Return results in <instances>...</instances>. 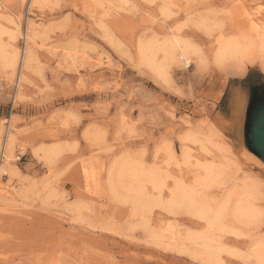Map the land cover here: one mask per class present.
I'll use <instances>...</instances> for the list:
<instances>
[{
  "label": "rangeland",
  "instance_id": "obj_1",
  "mask_svg": "<svg viewBox=\"0 0 264 264\" xmlns=\"http://www.w3.org/2000/svg\"><path fill=\"white\" fill-rule=\"evenodd\" d=\"M198 17L209 18V29ZM27 22V67L0 61V163L8 120L15 156L0 173V264H213L204 240L188 236L201 234L203 221L162 208L173 178L189 184L187 168L197 161L222 165L208 199L219 202L243 184L258 188V218L242 224L226 215L206 235L218 245L216 264H256L249 255L264 239V163L245 145L244 118L249 86L264 83V69L257 56L216 65L209 46L231 30L257 34L264 0H0L2 41L19 54ZM173 35L207 60L166 62L162 78L141 61L138 44ZM233 89L243 101L237 111ZM188 132L196 141L183 139ZM143 169L166 175V184L153 189Z\"/></svg>",
  "mask_w": 264,
  "mask_h": 264
},
{
  "label": "bare ground",
  "instance_id": "obj_2",
  "mask_svg": "<svg viewBox=\"0 0 264 264\" xmlns=\"http://www.w3.org/2000/svg\"><path fill=\"white\" fill-rule=\"evenodd\" d=\"M32 1L36 2V0ZM207 20H209L208 17H201L200 19L198 17L196 21L201 27H206V29H209V24L208 22H206ZM32 30V22H27L25 33V46L23 48V51L19 54L17 49L11 48L10 44H5L2 41L1 34L3 32L0 29V61H5L9 67L13 68L19 62L20 71L23 68H26L30 60V49H32L31 43L34 41ZM226 33L227 32L224 33V36L219 41H217L216 44L209 46L211 51L210 59L214 64L221 65L227 62H233L236 63V65L240 66L242 63H244L245 60H252V58L257 56L260 58L262 64L261 67L263 66L262 69H264V25L260 29V31H258L255 35L249 34V32L240 31L234 33L233 30L229 31L228 34ZM138 50L140 53L141 61L145 65L149 66L156 75L162 78L165 77L166 62H171L175 59H180L183 66L188 67L191 61H194L197 67H201L205 64L207 60L204 52L200 47L194 46L192 43L185 39L179 38L178 35H173L171 36V38H166L160 43H154L151 41L145 43L140 42L138 44ZM158 54H161L160 59L157 58ZM19 85L20 81L18 82V88ZM241 102L243 101H241L238 91L236 89H233L232 103L233 106L236 108V111L241 106ZM8 121L9 129L1 145V154L4 158V162L0 163V173H7L9 171L8 166H10L11 162L13 161V158L15 157L11 154L12 139L10 128L13 127V124L10 120ZM183 139L193 142L196 141L195 135L189 132L183 136ZM44 152L46 154L45 158L47 160H49L50 156L53 155L51 154V149H45ZM189 156L190 153L185 147H183L182 162L184 164L189 163ZM170 157L172 158V154L169 155V158ZM170 159H168V161H170ZM119 168L121 167L116 166L114 170L111 171L110 177L113 174L116 175V169ZM135 171H137V169H135ZM83 172L87 173V169L83 166H80L79 173ZM187 173L190 174L189 177L191 179L189 184L185 182L186 179L182 180L181 178H173V184L171 187L168 188L169 192L167 194L166 200L162 202V208L169 213H177L179 211L189 212L190 214L196 216L197 218L203 221L204 230L202 231V233L195 237H192L190 235L188 236L190 239L202 238L205 242L204 246L207 247V249L202 251L203 256L205 257V259L210 260L211 263L216 264L217 259L216 255H214V252L216 251L214 250L218 245L216 244L217 246H214L213 237L210 239L211 243L210 241L207 242L206 235H208L209 237V234H211L210 236H212L216 231H220L222 229V221L226 215H229L231 219L242 224L248 223L252 218H258L259 212L255 209V207H253L252 203V200L255 199L258 195V188H256L254 185L251 186L250 184H243L240 188H234L228 192H225L220 201L216 202L214 200H211L210 198L208 199V196L205 197L204 191L206 188H208L214 183H218V185L219 183H221L222 165L219 163L215 164L211 161H197L191 167L187 168ZM138 174L142 178V180L144 182H148L153 189L161 188L166 184V175L161 176L159 172H154L151 169L149 171L145 169L140 170V173ZM0 188V197L2 195H7V187H3L0 185ZM225 189L227 190V188ZM132 190H134L135 194L138 195V197H136V199L134 200L137 202L139 201L138 203H140L142 201V195L140 193L142 192L141 189H136L133 187ZM164 226V229L170 234L172 238H177L176 236H174V231L172 230L173 227L169 222L165 223ZM200 246L202 247V244ZM250 250L251 255L249 256L254 258L255 263L264 264V239L255 240L251 244ZM209 251H213V253Z\"/></svg>",
  "mask_w": 264,
  "mask_h": 264
},
{
  "label": "water",
  "instance_id": "obj_3",
  "mask_svg": "<svg viewBox=\"0 0 264 264\" xmlns=\"http://www.w3.org/2000/svg\"><path fill=\"white\" fill-rule=\"evenodd\" d=\"M244 142L247 149L264 163V83L249 86Z\"/></svg>",
  "mask_w": 264,
  "mask_h": 264
}]
</instances>
